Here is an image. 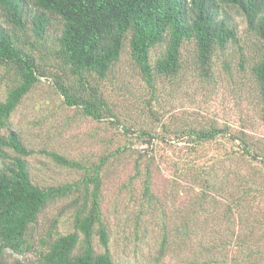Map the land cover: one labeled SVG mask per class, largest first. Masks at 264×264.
Segmentation results:
<instances>
[{"label": "trees", "instance_id": "16d2710c", "mask_svg": "<svg viewBox=\"0 0 264 264\" xmlns=\"http://www.w3.org/2000/svg\"><path fill=\"white\" fill-rule=\"evenodd\" d=\"M233 9L244 16L245 35L233 22ZM53 20L60 23V33L55 36L56 46L49 49ZM246 33L254 38V54L247 55L248 48L244 51ZM190 45L192 63L210 82L216 81V57L232 45L239 50L238 66L241 72L246 65L251 70L264 121V0H0V66L13 74L8 94L0 101V126L11 129L19 104L50 79L64 104L95 120L111 118L113 125L123 127L124 144L111 156L135 143L147 144L138 149L131 180L142 182L141 212L157 200L152 183L157 165L154 141L176 149L166 158H171L178 180L189 179L203 189L201 202L215 191L233 197V190L240 193L239 203L251 197L254 201L264 192V137L216 122L204 127L178 125L156 108L158 80L174 82L181 76L187 64L185 48ZM159 46L160 53L153 57ZM126 48L151 90L146 114L158 120V131L122 121L99 86ZM224 64L229 69L231 61ZM184 139L182 146L175 144ZM38 151L59 165L83 170V176L58 185L35 184L25 158L34 150L16 130L0 133V264H30L9 256L31 251L32 229L40 213L56 199L72 195L78 203L75 230L55 239L46 235L37 254L39 264H123L111 253L109 227L101 212L107 155L99 162H82L46 148ZM95 234L102 252L95 249ZM81 241L82 251L74 254ZM248 241L250 236L241 238L240 245L244 248Z\"/></svg>", "mask_w": 264, "mask_h": 264}, {"label": "rangeland", "instance_id": "374dc122", "mask_svg": "<svg viewBox=\"0 0 264 264\" xmlns=\"http://www.w3.org/2000/svg\"><path fill=\"white\" fill-rule=\"evenodd\" d=\"M232 15L239 34L245 35L244 16L236 9ZM59 29L60 23L53 20L47 40L49 49L56 46L55 36L60 33ZM252 38L246 33L244 51L250 50L246 51L247 55L254 54ZM161 47L153 50V57L158 56ZM189 47L185 48L187 64L181 76L174 82L158 80L156 108L162 109L161 113L178 125L189 123L204 127L216 122L229 124L233 130L243 128L258 138L264 137L254 78L248 65L245 72H241L239 50L232 45L224 55L216 57V81L210 82L192 63L193 47ZM226 60L231 61L229 69L224 64ZM11 79L13 74L0 66V101L5 100ZM99 86L104 96L114 103L122 121L127 120L134 127L159 130L158 120L146 114L151 90L128 48L108 76L99 81ZM111 120H95L83 115L76 106L64 104L52 80L44 79L12 114L11 129L0 126V133L6 135L16 130L25 145L34 150L25 158L32 181L42 187L74 182L84 173L78 168L57 164L38 151L42 148L82 162H99L107 155L102 170L101 212L109 227L111 253L123 264H264V192L254 201L251 197L239 203L238 190H233V197L227 191H215L201 202L203 189L189 179L178 180L175 167L168 160L171 158H166L176 149L164 143L156 145L154 141L157 165L152 183L157 200L142 207L144 211L141 212L142 182L131 180L140 155L138 149L147 148V144L135 143L111 156L110 152L122 146L126 138L123 127L113 125ZM183 141L175 144L182 146L186 143ZM73 197L49 203L33 226L32 250L11 254L9 260L39 264L37 254L43 249L46 235L51 234L50 239H55L74 231L78 203ZM247 236L250 241L243 248L240 239ZM80 238H83L82 233ZM93 241L96 251L102 252L97 234ZM82 248L81 241L74 254L80 253Z\"/></svg>", "mask_w": 264, "mask_h": 264}]
</instances>
